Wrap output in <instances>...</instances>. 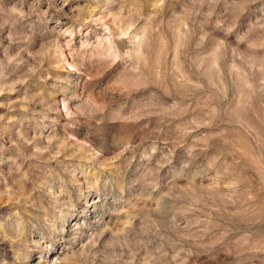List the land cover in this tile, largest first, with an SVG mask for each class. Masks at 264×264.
I'll return each instance as SVG.
<instances>
[{
  "label": "rangeland",
  "instance_id": "374dc122",
  "mask_svg": "<svg viewBox=\"0 0 264 264\" xmlns=\"http://www.w3.org/2000/svg\"><path fill=\"white\" fill-rule=\"evenodd\" d=\"M0 264H264V0H0Z\"/></svg>",
  "mask_w": 264,
  "mask_h": 264
}]
</instances>
